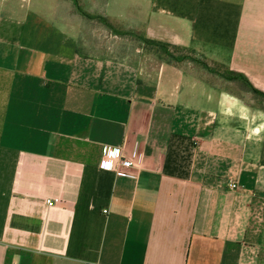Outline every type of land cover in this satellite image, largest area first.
<instances>
[{
	"label": "crops",
	"instance_id": "crops-1",
	"mask_svg": "<svg viewBox=\"0 0 264 264\" xmlns=\"http://www.w3.org/2000/svg\"><path fill=\"white\" fill-rule=\"evenodd\" d=\"M44 3L0 0V264H264V117L156 45L264 92V0ZM96 15L154 64L94 39ZM106 146L139 149L136 179L100 168Z\"/></svg>",
	"mask_w": 264,
	"mask_h": 264
},
{
	"label": "rangeland",
	"instance_id": "rangeland-1",
	"mask_svg": "<svg viewBox=\"0 0 264 264\" xmlns=\"http://www.w3.org/2000/svg\"><path fill=\"white\" fill-rule=\"evenodd\" d=\"M40 1V0H39ZM79 3L86 9L90 8L87 5V2L94 1V0H78ZM42 3H50L53 2L54 4L58 2L59 9L62 11L61 13H64L65 15H68V18H75L77 20L81 19L80 15L84 14V10L81 7L80 13L76 11L73 3L70 0H41ZM44 3V5H47ZM94 14V12H92ZM86 14V13H85ZM83 16V15H82ZM81 16V17H82ZM94 19H88L87 21L90 24L91 32L93 34L94 39H107L109 42L113 40H119L117 37H122L124 39V42H130L133 44L132 48L130 47L129 53L132 57L136 54L137 56H140V59H143V64H147L148 62H153L156 59H151V57H154V55L148 50L146 43L142 41L143 35L141 33L132 35L131 31H128L125 27H122L119 25V23H113L112 26H114L118 31L113 32L106 31L104 28H100L101 25L105 27L104 24H106V19H103L100 17V15L93 16ZM87 19V18H86ZM84 20V19H83ZM104 23L99 25L98 23ZM122 30V31H121ZM116 33L118 35H116ZM137 50V53H135ZM167 54H164V51L160 49V55H164L166 60H170V62L173 65L181 66L185 69L187 72V76L190 78H193V76L197 77V80L203 82L205 85H219L220 87H224L230 92L234 93L236 96H238L241 100L246 102L247 104L251 105L253 110L260 111L261 116L264 117V99L258 96H255L254 94L247 92L246 87L243 82L241 81H228L224 78H222L220 74H223L225 72L223 67H218L207 60H205L201 55H198L195 52H191L189 50L184 49H178V48H169L167 49ZM125 53H128V50ZM164 60L157 57V62L159 64L164 63ZM206 64L209 66V69L206 68ZM213 70V71H210ZM218 72V73H215ZM219 76V78H218ZM264 121V120H263ZM264 134V129H263Z\"/></svg>",
	"mask_w": 264,
	"mask_h": 264
},
{
	"label": "built area",
	"instance_id": "built-area-1",
	"mask_svg": "<svg viewBox=\"0 0 264 264\" xmlns=\"http://www.w3.org/2000/svg\"><path fill=\"white\" fill-rule=\"evenodd\" d=\"M141 159V153L139 149L134 148L130 154L126 155L121 148H114L111 146H106L101 157L99 166L102 169L115 172L118 176L136 179L137 174L134 172V169L138 168ZM229 187L232 190L238 189V184L236 181L231 180L229 182ZM54 201L49 199L47 203L50 206L54 205ZM107 213L108 211H104Z\"/></svg>",
	"mask_w": 264,
	"mask_h": 264
},
{
	"label": "trees",
	"instance_id": "trees-1",
	"mask_svg": "<svg viewBox=\"0 0 264 264\" xmlns=\"http://www.w3.org/2000/svg\"><path fill=\"white\" fill-rule=\"evenodd\" d=\"M76 7H79L76 0H72ZM80 9V8H78ZM81 11V10H80ZM106 24L108 25L109 28H113V26L111 24H109V22H106ZM145 43L148 46L151 45H155L156 42H152L151 40L149 41L148 39H145ZM159 45L160 49H162V51H164L165 54H167V49L170 48V46L168 45H163V44H156ZM164 49V50H163ZM206 68L209 69V66L206 64ZM225 72L223 74H218L220 75L222 78L228 80V81H241L244 83L245 87H246V91L250 92L252 94H254L255 96L261 97L264 99V92L258 90L248 79L247 77H245L243 74L238 73V72H234V71H229L228 69H224ZM213 71V70H210ZM218 73V72H215Z\"/></svg>",
	"mask_w": 264,
	"mask_h": 264
}]
</instances>
